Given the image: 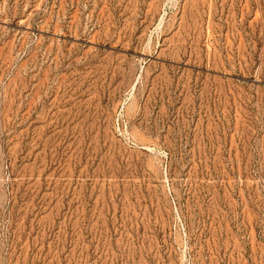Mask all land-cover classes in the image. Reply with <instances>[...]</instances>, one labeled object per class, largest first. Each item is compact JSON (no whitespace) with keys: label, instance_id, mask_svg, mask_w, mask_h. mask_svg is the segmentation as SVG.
<instances>
[{"label":"rangeland","instance_id":"374dc122","mask_svg":"<svg viewBox=\"0 0 264 264\" xmlns=\"http://www.w3.org/2000/svg\"><path fill=\"white\" fill-rule=\"evenodd\" d=\"M0 264H264V0H0Z\"/></svg>","mask_w":264,"mask_h":264}]
</instances>
